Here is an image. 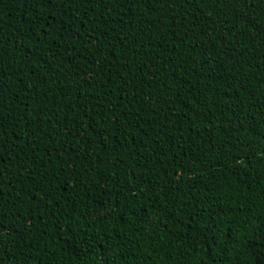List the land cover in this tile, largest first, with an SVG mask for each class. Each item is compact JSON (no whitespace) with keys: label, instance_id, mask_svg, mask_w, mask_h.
Returning a JSON list of instances; mask_svg holds the SVG:
<instances>
[{"label":"trees","instance_id":"1","mask_svg":"<svg viewBox=\"0 0 264 264\" xmlns=\"http://www.w3.org/2000/svg\"><path fill=\"white\" fill-rule=\"evenodd\" d=\"M0 264H264V0H0Z\"/></svg>","mask_w":264,"mask_h":264}]
</instances>
